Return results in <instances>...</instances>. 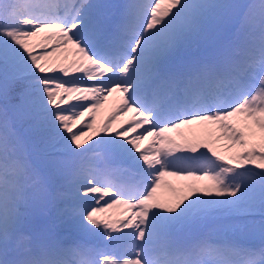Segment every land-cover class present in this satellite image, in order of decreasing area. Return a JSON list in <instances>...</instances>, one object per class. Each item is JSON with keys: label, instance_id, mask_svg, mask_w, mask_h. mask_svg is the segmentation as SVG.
Listing matches in <instances>:
<instances>
[{"label": "snow or ice", "instance_id": "obj_1", "mask_svg": "<svg viewBox=\"0 0 264 264\" xmlns=\"http://www.w3.org/2000/svg\"><path fill=\"white\" fill-rule=\"evenodd\" d=\"M60 9L0 0V264H264V0ZM116 92L134 117L92 130Z\"/></svg>", "mask_w": 264, "mask_h": 264}, {"label": "rangeland", "instance_id": "obj_2", "mask_svg": "<svg viewBox=\"0 0 264 264\" xmlns=\"http://www.w3.org/2000/svg\"><path fill=\"white\" fill-rule=\"evenodd\" d=\"M76 2H78V1L76 0ZM117 3H118V0H110V4H117ZM72 4H73V0L65 1V5L61 6V9H60L61 13H63L64 11H70L72 8ZM109 99H114V100H117L118 102H121L120 101V93L116 92V93L108 95V98L106 100H104L100 105L105 106V104L107 103V101ZM109 124H110V122H109ZM121 125H125V127H126L125 123H123ZM206 126H209V125H206L204 123L200 124V127L202 128L200 130V134H204ZM180 129H177V130H180ZM177 130H174L170 133H167L166 135L173 137L176 134ZM193 131H196L195 125H189L183 131H180L179 142L184 143L185 140L189 137V135ZM150 139L151 138L139 140L137 143L139 144V146L141 148H144L149 143ZM204 140L206 141L207 137H204ZM204 140H202V141H204ZM192 142H195V141H192ZM218 143H221L222 145H220V147L217 145V150L220 151L221 155H224L225 158L227 159L231 155V150H228L227 148L224 147V145L227 142L221 140V141H218ZM149 154H151V153H149ZM187 183H189V181H182V180H179L175 177L165 176L162 178L161 186L158 189L157 196L159 198H161L162 200L173 199L175 196H177L179 194V191L182 190L183 186L186 185ZM126 214L127 213L125 212L123 205H116L112 209H106L104 211V213L102 214L103 217H101V218L117 219V218H120Z\"/></svg>", "mask_w": 264, "mask_h": 264}, {"label": "trees", "instance_id": "obj_3", "mask_svg": "<svg viewBox=\"0 0 264 264\" xmlns=\"http://www.w3.org/2000/svg\"><path fill=\"white\" fill-rule=\"evenodd\" d=\"M34 42V41H33ZM36 42V41H35ZM250 167H252L255 171H260L259 169H255V167L254 166H250Z\"/></svg>", "mask_w": 264, "mask_h": 264}]
</instances>
